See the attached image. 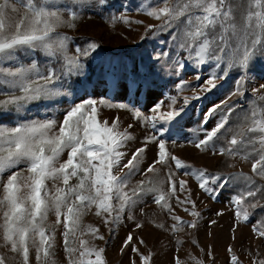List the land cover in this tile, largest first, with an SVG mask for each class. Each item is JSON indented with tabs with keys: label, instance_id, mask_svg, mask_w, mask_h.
I'll list each match as a JSON object with an SVG mask.
<instances>
[{
	"label": "snow or ice",
	"instance_id": "6c2138e0",
	"mask_svg": "<svg viewBox=\"0 0 264 264\" xmlns=\"http://www.w3.org/2000/svg\"><path fill=\"white\" fill-rule=\"evenodd\" d=\"M112 7L111 0H0V264H33V253L34 264H59L58 237L66 264H108L101 227L112 234L125 221L133 230L120 252L131 250L130 264H154V252L136 234L146 226L175 241L174 264H215L214 246L201 247L196 239L199 256L191 249L179 255V234L191 236L202 220L188 177L213 200L228 189L233 241L241 224L251 223L253 237L264 243V217L252 219L257 209L264 211V74L255 70L264 61V0H140L134 10L155 22L109 13ZM85 13L144 25L140 40L153 43L147 60L129 65L98 57L97 39L61 30L75 29ZM89 58H96L113 90L127 85L129 102L78 97L83 86L74 81L87 76ZM188 70L194 86L184 78ZM229 78L232 90L209 102L192 135L181 141L224 157L222 168L212 171L181 158L170 145H177L174 137L190 107ZM160 82L169 89L143 111L137 93ZM64 97L75 102L61 108ZM102 107L125 110L134 123L122 127L119 116L102 118ZM137 125L144 131H134ZM244 163L249 171L237 168ZM149 200L164 219L142 206ZM224 213L221 208L214 215ZM89 215L99 223H85ZM207 224L211 237L218 219ZM260 247L253 249L251 241L242 246L248 264H264ZM226 251L229 264H245L231 243Z\"/></svg>",
	"mask_w": 264,
	"mask_h": 264
},
{
	"label": "rangeland",
	"instance_id": "374dc122",
	"mask_svg": "<svg viewBox=\"0 0 264 264\" xmlns=\"http://www.w3.org/2000/svg\"><path fill=\"white\" fill-rule=\"evenodd\" d=\"M140 2V0H111L112 8L107 11L111 13L112 11L127 12L128 15L136 18L142 19L146 22H155L147 18L142 13H137L134 8ZM122 3H127L131 7L125 9L121 7ZM91 15V19H89ZM62 31H67L73 37L89 36L97 39L100 42L101 48L98 52V57L113 58L127 61L129 65H138L142 61H146L148 54L151 53L153 48V43L149 39L140 40V36L144 31V25L131 24L126 25L120 20L115 21L114 23H109L102 19L100 16L95 14L85 13L84 19L78 22L75 29H61ZM79 40V39H78ZM80 41V40H79ZM81 42V41H80ZM90 69L85 78H77L79 81L77 83V88H81L82 91L78 94L79 98H84L86 95H91L93 98H99L105 96L111 98L113 102H129L132 97L127 92V85L121 84L118 88L112 89L110 84H106L105 80L101 77V70L97 65L96 58H89L88 61ZM255 70L258 74H264V61L257 62L255 65ZM209 69L207 67L202 69V72L207 74ZM185 79L192 80L193 86L194 82V73L191 70L185 72ZM260 82H264L261 80ZM203 83V80L200 81ZM170 85H164L163 82H160L157 86L147 90L144 93H137L138 104L144 106L143 111L147 112V109L151 107L150 101L155 95L156 99H160L163 92L169 89ZM233 81L232 79H227L220 82L218 88H216L212 93H210L207 98L203 101H197L196 104H193L188 110L187 115L182 121L183 128L177 130V136L174 138L178 140V143L175 147L170 145L172 151H174L181 158L186 159L196 166H207L210 170L215 171L222 168V162L224 157H215L213 158L208 153H200L199 150L195 149L192 145L183 144V141L186 137L192 135L193 130L196 129L197 125L202 120V110H206V106L209 102H218L220 99H224L225 96L232 90ZM174 94V93H173ZM186 95H191V88L186 89ZM74 100L64 97L60 102L59 106L61 108L67 107L68 104L74 103ZM239 102V101H238ZM197 104L200 106L197 107ZM100 115L102 118H108L109 120L112 117L119 116L121 120V126H126L128 123H134L131 113L125 110L119 109H109L106 107L100 108ZM214 123V121H213ZM211 127V124L209 125ZM134 131H144L139 125L136 126ZM139 146V141L132 145L134 147ZM148 163H151L153 158V150L150 146L148 153ZM145 167L147 164L144 165ZM237 168H243L244 171H249L250 164H238ZM6 178V176H5ZM135 179H139L136 177ZM189 185L192 188L193 198L197 200V206L202 208V220L200 222V227L198 230L191 233V236L186 233H180L179 235L183 238L184 243L180 248L179 255L181 258H184L187 254V251H191L199 256L200 251L196 245L192 244V239H196L201 247H206L208 244L214 246V258L215 264H229L228 254L226 251L227 245L231 243L236 251V254L241 256L245 260V264H248L247 258L243 255V248L249 247V242L251 241V247L256 248L257 245H261L260 252L264 254V243L260 240L255 239L251 232V223L241 224V226L236 230V240L231 239V233L229 231L230 225L233 220V211L228 203L229 191L225 189L220 196L213 200L208 194L202 192L198 189L196 182L188 177ZM145 207L147 212L156 211L158 213L157 219H164V216H160L158 209L151 202L148 201L147 205H142ZM207 206V207H205ZM224 208L225 213L216 218L214 213L219 209ZM177 213L181 216H184L186 219L187 214L184 213L181 209H176ZM264 217V211L257 209L253 216V222ZM54 214L50 215L49 219L54 220ZM218 219V224L211 228L213 235L210 237L207 235L209 231V225L207 224L208 219ZM85 223H99L98 218L93 215L85 217ZM133 230V224L129 221L122 223L116 232L109 234L108 229L101 227V231L108 237V244L106 248V258L108 264H130L132 258V253L130 249H126L124 253L120 252V247L122 240L125 235ZM138 235H142L147 243V248L152 249L154 252V264H174L173 257L176 254V245L175 241L167 234L162 233L160 230H157L154 226H146L144 229L140 230ZM162 241H166L164 244ZM97 243H103L97 241ZM142 251H145L144 246H140ZM55 258L59 264H66L62 241L58 237V246L55 253ZM34 253H33V264H34Z\"/></svg>",
	"mask_w": 264,
	"mask_h": 264
},
{
	"label": "trees",
	"instance_id": "16d2710c",
	"mask_svg": "<svg viewBox=\"0 0 264 264\" xmlns=\"http://www.w3.org/2000/svg\"><path fill=\"white\" fill-rule=\"evenodd\" d=\"M77 43H81L78 39H77V41H76ZM78 79L77 78H75V81H74V86L75 87H77V83H78Z\"/></svg>",
	"mask_w": 264,
	"mask_h": 264
}]
</instances>
